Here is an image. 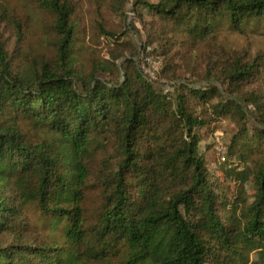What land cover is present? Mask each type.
Listing matches in <instances>:
<instances>
[{
    "label": "trees",
    "instance_id": "1",
    "mask_svg": "<svg viewBox=\"0 0 264 264\" xmlns=\"http://www.w3.org/2000/svg\"><path fill=\"white\" fill-rule=\"evenodd\" d=\"M40 5L55 17L56 69L43 62L39 72L15 71L0 43V264H88L119 256L121 264H229L247 263L254 250L257 260L251 264H264V159L254 168L226 172L239 182L235 206L229 207L199 150L200 129L208 121L191 100L207 105L212 88L180 91L171 102L141 71L113 84L91 75L78 85L71 64L70 1L40 0ZM146 5L193 39L212 35L224 23L240 31L251 21L264 22V0ZM253 66L236 59L224 78L238 82ZM226 108L220 103L212 111L220 117ZM166 116L171 140L157 128L156 118ZM25 123L48 138L31 142ZM104 129H114L118 137L119 160L95 221L87 223L86 159L92 134ZM241 158L247 162L244 154ZM250 179L255 192L248 203L244 184ZM28 206L37 209L43 226L61 230L63 244L27 240L22 220Z\"/></svg>",
    "mask_w": 264,
    "mask_h": 264
},
{
    "label": "rangeland",
    "instance_id": "2",
    "mask_svg": "<svg viewBox=\"0 0 264 264\" xmlns=\"http://www.w3.org/2000/svg\"><path fill=\"white\" fill-rule=\"evenodd\" d=\"M69 1L70 20L75 28L70 46L71 64L78 85L91 80V75L113 84L122 82L125 75L134 79L141 71L154 89L171 102L180 91L212 88L214 96L207 105L191 100L197 114L208 121L200 129L199 150L205 154L210 179L223 188L226 205L234 207L239 182L226 172L235 167L254 168L264 159V139L260 137V130H264V22L251 21L240 31L224 23L212 35L193 39L176 23L162 19L146 5L157 0ZM54 20V14L41 7L40 0H0V43L15 71L39 72L43 62L57 68L59 35L53 28ZM146 56L159 63L153 76L152 66L144 60ZM236 59L254 64L253 71L245 79L230 82L224 73ZM220 103L229 112L217 117L212 107ZM156 122L159 132L168 133L171 140V118L157 117ZM22 126L33 143L48 138L32 124ZM234 136L238 137L230 152L228 147ZM119 150L114 129L92 134L82 203L87 223L95 221L104 203L106 187L117 170ZM128 182L131 195L136 194L133 181ZM244 191L250 203L255 192L251 179L244 184ZM22 222L28 229L29 242L63 244L61 230L43 226L34 206L25 208ZM121 260L119 256L88 264H121ZM255 260L257 250L249 253L247 263L235 260L229 264H251Z\"/></svg>",
    "mask_w": 264,
    "mask_h": 264
},
{
    "label": "built area",
    "instance_id": "3",
    "mask_svg": "<svg viewBox=\"0 0 264 264\" xmlns=\"http://www.w3.org/2000/svg\"><path fill=\"white\" fill-rule=\"evenodd\" d=\"M144 60L147 62V64L151 65L152 68H153V70L150 71V74H151L152 76L155 75V72H154V71L158 69V67H159V63L157 64V62L153 61L152 58H151L150 56H146V57L144 58ZM221 145H222V144L219 142V143H218V146H217V148H218L219 150L221 149Z\"/></svg>",
    "mask_w": 264,
    "mask_h": 264
}]
</instances>
